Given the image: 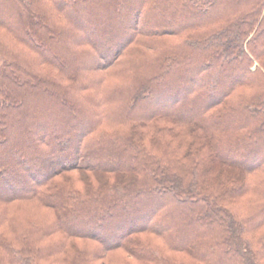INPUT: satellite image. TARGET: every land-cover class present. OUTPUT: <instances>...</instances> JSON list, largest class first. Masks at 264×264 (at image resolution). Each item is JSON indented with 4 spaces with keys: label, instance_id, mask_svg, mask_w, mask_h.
<instances>
[{
    "label": "trees",
    "instance_id": "trees-1",
    "mask_svg": "<svg viewBox=\"0 0 264 264\" xmlns=\"http://www.w3.org/2000/svg\"><path fill=\"white\" fill-rule=\"evenodd\" d=\"M0 56V264H264V0H0Z\"/></svg>",
    "mask_w": 264,
    "mask_h": 264
},
{
    "label": "rangeland",
    "instance_id": "rangeland-1",
    "mask_svg": "<svg viewBox=\"0 0 264 264\" xmlns=\"http://www.w3.org/2000/svg\"><path fill=\"white\" fill-rule=\"evenodd\" d=\"M3 62V58L0 56V64ZM36 134V133H35ZM42 133H38L36 135H41ZM19 211H14L13 213L17 216L20 215V217L22 218V220H26L27 218L33 220V218H37V212L34 210H30V208L28 206H20ZM36 212V213H35Z\"/></svg>",
    "mask_w": 264,
    "mask_h": 264
}]
</instances>
